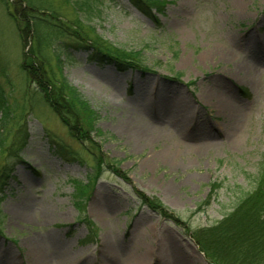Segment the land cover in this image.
Returning a JSON list of instances; mask_svg holds the SVG:
<instances>
[{"label": "rangeland", "instance_id": "374dc122", "mask_svg": "<svg viewBox=\"0 0 264 264\" xmlns=\"http://www.w3.org/2000/svg\"><path fill=\"white\" fill-rule=\"evenodd\" d=\"M46 1L92 35L140 52L147 69L119 71L77 46L61 53L63 74L98 115L104 134L92 138L120 163V174L105 165L84 198L76 183H88L93 156L41 95L25 111L22 65L35 57L34 43H21L0 0V84L15 112L0 166L21 146L0 193V264H40L42 255L46 264H216L194 232L230 213L264 164V0H166L159 22L128 0H90V8ZM138 125L147 137L135 135ZM139 193L158 198L180 223Z\"/></svg>", "mask_w": 264, "mask_h": 264}, {"label": "trees", "instance_id": "16d2710c", "mask_svg": "<svg viewBox=\"0 0 264 264\" xmlns=\"http://www.w3.org/2000/svg\"><path fill=\"white\" fill-rule=\"evenodd\" d=\"M128 1L155 22H159L157 13L162 11L166 3V0ZM18 4L16 5L12 0H6L5 3L16 24L21 43L27 44L28 39L31 38L34 46L30 52L35 54L31 61L28 63L25 61L26 64L22 65L27 72V91L23 96L27 105L25 111L31 114L33 110L31 101L37 95H41L44 102L51 106L68 126L72 136L92 154L94 164L91 165L88 183H76V191L80 190L84 198H89L105 170V165L116 174H120L118 169L120 163L104 156L101 152V144L96 143L92 138L94 133L104 134L97 128L98 115L63 74L61 53L64 49L77 46L90 50L92 59L112 63L119 71L129 68L147 69V67L141 63L140 52L117 47L101 36L92 35L94 30L91 26L80 18L73 21L63 18L60 12L46 0H21ZM79 5L90 8L91 1L80 0ZM42 29L47 32H43ZM54 40L57 51L53 47V54L50 52L48 55H43L42 45L52 44ZM32 84L36 87L30 88ZM244 90L242 88V91ZM12 107L3 85L0 84V148L3 147L7 135L12 133L11 123L15 113ZM25 142L23 137L22 145ZM56 146L61 145L57 143ZM20 149L19 145L14 151L18 160L21 158L18 152ZM60 151L67 157L73 156L85 162L84 157L76 149L60 147ZM16 159L11 163L5 161L0 166V193L12 176L18 161ZM138 195L144 204L163 218L176 224L180 223L181 219L177 214L170 212L158 198L147 197L141 193ZM81 200H78L77 204H84ZM127 214L132 215L130 212ZM194 238L216 264H264V164L258 171L254 189L241 197L233 210L218 223L196 230Z\"/></svg>", "mask_w": 264, "mask_h": 264}, {"label": "bare ground", "instance_id": "6f19581e", "mask_svg": "<svg viewBox=\"0 0 264 264\" xmlns=\"http://www.w3.org/2000/svg\"><path fill=\"white\" fill-rule=\"evenodd\" d=\"M223 56H227V54L224 53ZM242 66H241V64H238L237 68L242 69L243 67H247V66H243V67ZM230 108H231V110H233L232 106H230ZM145 131H146L145 128H143V126H141V125H138L137 127L134 128L135 135L141 139L148 136ZM47 261H48L47 257L42 255V257L40 258V264H46Z\"/></svg>", "mask_w": 264, "mask_h": 264}]
</instances>
